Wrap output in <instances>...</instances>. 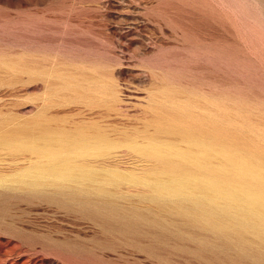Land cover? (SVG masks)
I'll use <instances>...</instances> for the list:
<instances>
[{"label": "rangeland", "instance_id": "rangeland-1", "mask_svg": "<svg viewBox=\"0 0 264 264\" xmlns=\"http://www.w3.org/2000/svg\"><path fill=\"white\" fill-rule=\"evenodd\" d=\"M37 58L77 81L84 73L117 82L116 100L93 91L84 97L81 86L60 89L59 78L34 74ZM166 94L192 101L193 112H212L222 101L227 118L264 135V0H0V128L30 125L41 106L54 123L94 120L115 139L137 129L147 134L151 107ZM71 97L78 101L67 103ZM87 113L92 120H82ZM258 144L264 151V140ZM133 156L123 146L113 155L121 166ZM28 157L0 147V175L15 173ZM10 189L0 187V264H264L254 258L264 240L253 232H243L250 240L242 251L232 230L219 233L154 203L139 195L145 187L108 186L116 212L106 223L91 204L51 188Z\"/></svg>", "mask_w": 264, "mask_h": 264}, {"label": "bare ground", "instance_id": "bare-ground-1", "mask_svg": "<svg viewBox=\"0 0 264 264\" xmlns=\"http://www.w3.org/2000/svg\"><path fill=\"white\" fill-rule=\"evenodd\" d=\"M51 66H47V61L41 64L37 58L32 70L34 74L43 75L45 81L51 76L59 78L62 90L76 93L77 86H81L84 97L91 99L88 92L93 91L104 99L116 100L117 82L81 73L82 80L78 81L86 82L81 85L69 73H54ZM49 85L53 84L46 86ZM50 94L48 91L44 95L48 98ZM179 98L166 94L157 102L155 100L154 108L150 105L155 110L153 131L150 129V133L140 135L136 134L141 132L137 129L133 131L135 135H126L122 139L110 137L94 120L72 124L69 119L70 125L54 123L56 119L40 106L30 125L0 128L1 148L29 154L27 163L15 173L0 175V187L24 188L35 194L51 188L49 193L52 195L70 198L79 204H91L95 212L103 215L105 223L116 212L106 197L112 194L108 186L145 187L146 193L139 191L140 196L163 206L177 207L185 215L193 214L219 233L226 235L232 230L230 238L234 245L248 252L250 239L247 240L243 232L251 231L264 240V151L258 144V140H264V135L255 134L246 121L235 124V120L227 118L222 101L212 104V112L204 107H198L200 112H193V102L188 97H185L187 101ZM69 99L70 102L77 100L67 98V103ZM50 102L47 105L53 103ZM60 102L56 104L60 105ZM91 115L87 113L82 120H90ZM248 133L253 136L247 137ZM120 146L135 154L131 165L121 166L120 160L113 157ZM260 252L248 255L264 258L263 250Z\"/></svg>", "mask_w": 264, "mask_h": 264}]
</instances>
